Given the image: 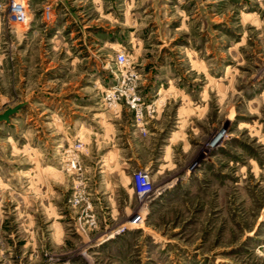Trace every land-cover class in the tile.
I'll return each instance as SVG.
<instances>
[{
    "label": "rangeland",
    "instance_id": "1",
    "mask_svg": "<svg viewBox=\"0 0 264 264\" xmlns=\"http://www.w3.org/2000/svg\"><path fill=\"white\" fill-rule=\"evenodd\" d=\"M106 1L109 14L96 22L90 0L72 5L74 22L63 7L43 4L50 19L40 8L27 35L29 21L13 24L0 10V114L23 103L0 122V264H264V0H133L119 46L115 25L129 3L96 0L102 13ZM103 27L113 31L106 45L85 48L103 41ZM118 52L123 67L113 62ZM90 53L103 62L85 60ZM144 72L161 87L150 98L135 90L142 135L144 121L165 109L154 143L162 174L147 175L157 194L136 197L141 224H99L83 199L78 156L77 171L66 159L76 143L55 171L45 169L42 193L37 136L53 114L64 119L69 101L77 111L90 103L67 92L88 85L81 74L103 73L104 93L113 75L132 73L137 85ZM57 99L65 107L53 113ZM52 171L70 179L53 184Z\"/></svg>",
    "mask_w": 264,
    "mask_h": 264
},
{
    "label": "crops",
    "instance_id": "2",
    "mask_svg": "<svg viewBox=\"0 0 264 264\" xmlns=\"http://www.w3.org/2000/svg\"><path fill=\"white\" fill-rule=\"evenodd\" d=\"M24 1L27 6L28 18H30L25 35L33 32L34 22L36 21L35 13L46 3H50L52 7H63L72 22H74L73 17L76 16V13L71 7L76 0ZM90 2L96 4V7L92 6L91 8L95 12H99H97L98 19L96 18L95 22L102 18V16L105 18L109 14L107 1L103 2V13L101 6L95 3L96 0H90ZM132 2L133 0H122L120 3V6L129 4L127 9H123L122 7L121 12L118 14L123 19L116 22L115 25L114 32L119 39V43L118 41L116 42L117 46L125 38L123 28L125 23H132L131 20L134 16ZM31 4L33 9L29 11V5ZM66 5L68 10L65 8ZM43 27L46 28L47 25H43ZM127 28L130 29L131 26L128 25ZM103 31V41L102 39H94L95 42L89 41L83 43V46L87 49L95 47V52L101 50L107 43L106 40L109 37V33H113V31H109V29L104 27ZM127 33L131 32L127 31ZM84 59H91L93 62H103L102 59L100 61L91 53L86 55ZM138 62H143L142 57L138 58ZM68 75L71 78L75 74L71 75L68 73ZM80 76L88 77L90 83L87 82L88 85L80 87L78 92L77 90L71 91L74 88H68L67 92H74L75 95L84 97V100L90 103L78 105L79 108L86 111H77L74 109L76 105L73 108L72 103L69 101L66 105L67 115L64 119L57 121L54 119L55 114H53L52 119L46 125L48 126L46 128L47 132L45 133L42 130L41 134L37 136L42 145L41 149H37V183H39V187L44 194L45 169L50 168L55 171L57 168L55 166L57 164L60 165L62 162L65 148L71 147L74 143H79L81 147L77 156L81 166L79 177L82 185L80 187L84 201L92 206V213L96 222L99 224L129 223L132 217L139 212L138 204L135 201L136 196L131 184V174L135 171H143L150 177L162 174L163 158L157 155L158 151L155 150L154 143H156L157 137L162 132L165 109L156 108L155 114L144 121L147 133L146 135H142L139 127L134 123L131 115L132 112L123 103L116 104V108L114 109H105L103 107L102 92L103 80L105 79L103 78V73L95 75L83 73ZM113 76L112 80H117L119 77L116 74ZM154 81L155 78H151L150 73H140L139 81L136 85L137 94L141 97L149 98L153 95H158L161 84L156 86ZM70 84L68 82L69 86H75V84ZM81 90L82 92L79 93ZM53 95L59 96V93H54ZM61 101L57 99L52 108L53 113L63 109L62 106L65 107L64 104H61ZM38 110L41 111L40 114H44L48 111V108H45L42 104ZM76 114H79V118L75 117ZM175 133H178V131H175ZM48 144L51 145L50 148L47 147ZM44 161L51 163V165H44ZM53 171L50 173L53 184L57 178L59 184L63 183L64 180L67 182L70 179L69 177L67 178L68 175H64L60 171ZM39 205L42 207L44 205L43 195L39 199Z\"/></svg>",
    "mask_w": 264,
    "mask_h": 264
},
{
    "label": "built area",
    "instance_id": "3",
    "mask_svg": "<svg viewBox=\"0 0 264 264\" xmlns=\"http://www.w3.org/2000/svg\"><path fill=\"white\" fill-rule=\"evenodd\" d=\"M0 10H4L8 20L19 26H26L29 18L27 13V6L24 0H10L6 5L0 3ZM51 13L48 6H44L41 11V18L43 21L50 19ZM114 64L123 67L127 63L124 53L118 52L114 56ZM117 82L104 91L102 94V105L104 108L116 105V102L123 98L127 108L132 112L134 123L143 131V107L139 103V98L135 92L136 90V77L132 73L122 74L119 73ZM149 109V106H146ZM79 144L76 143L70 151L66 152V159L68 166L72 170H78L77 151ZM131 182L135 196L138 199L153 198L156 192L149 184L147 175L143 171H135L131 174ZM140 210L136 213L129 224L139 225L143 222V215Z\"/></svg>",
    "mask_w": 264,
    "mask_h": 264
},
{
    "label": "water",
    "instance_id": "4",
    "mask_svg": "<svg viewBox=\"0 0 264 264\" xmlns=\"http://www.w3.org/2000/svg\"><path fill=\"white\" fill-rule=\"evenodd\" d=\"M22 104L16 105L12 108H8L6 110H4L1 114H0V122H7L9 116H11L12 114H14L16 112L17 109H19V107H21Z\"/></svg>",
    "mask_w": 264,
    "mask_h": 264
}]
</instances>
